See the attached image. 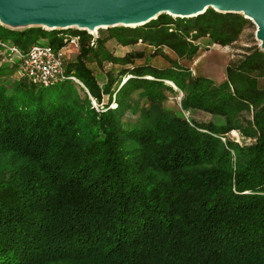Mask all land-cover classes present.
Returning a JSON list of instances; mask_svg holds the SVG:
<instances>
[{"label":"trees","instance_id":"1","mask_svg":"<svg viewBox=\"0 0 264 264\" xmlns=\"http://www.w3.org/2000/svg\"><path fill=\"white\" fill-rule=\"evenodd\" d=\"M243 20L208 8L109 31L127 43L146 28V40L171 41L192 59L200 49L194 41L209 35L229 44ZM0 29L1 39L23 48L37 33L57 48L66 44L64 30ZM74 35L81 49L67 76L89 93L69 77L48 86L30 79L0 85V264H264V89L252 75L264 69V51L228 65L220 83L172 58L163 68L110 70L100 82L87 61H134L104 51V39L91 45L87 30ZM168 81L183 92L184 110L225 121H194L165 108ZM137 91L147 97L143 117L128 127L124 116ZM232 130L255 141L227 138Z\"/></svg>","mask_w":264,"mask_h":264},{"label":"rangeland","instance_id":"2","mask_svg":"<svg viewBox=\"0 0 264 264\" xmlns=\"http://www.w3.org/2000/svg\"><path fill=\"white\" fill-rule=\"evenodd\" d=\"M233 14L239 15L242 20H245L244 25L240 27L234 39L229 44L223 45L221 43H213L211 40V36L209 35L202 36L194 41L199 44L200 49L192 59L180 56L169 45L171 41L155 44L151 43L149 40H146L145 36L143 35L144 31L147 30L146 28L141 29L142 31H137V39H133L132 41L125 43L120 41V39H118L117 37L111 36L109 27H96L95 30L87 27V32L92 35L91 45H94L97 39H104V51H108L110 54H113L117 58L130 56L131 60L134 61V63L122 65L120 63L109 61L107 59L103 60L102 64L98 63L97 60H89L87 61V66L92 70L93 74L98 78L100 82H104L107 79L106 74L110 70L118 73V71L123 68H131L135 65L145 63H150L154 66L163 68L172 65L170 58L175 59L182 64L189 65L192 69H195V62L197 61V59H202L203 62L199 75L209 76L216 83H220L227 78L228 65L238 64L245 58L246 55L253 53L258 48L264 51V41L260 37V28L257 21L254 18L250 17L246 11L235 12ZM172 16L173 18L179 17L175 15ZM230 20L233 21L234 16ZM143 25L144 24L128 27L137 28L142 27ZM1 26L11 27L14 30H22L24 28H27L29 26V23H26L23 20H12L0 17V27ZM76 28L77 26H74L70 29H65L63 32L65 36H70L72 35V31H74ZM171 28H177V24H172ZM88 30L93 31L90 32ZM181 30L184 31L186 30V28H182ZM190 32L191 34L195 33L193 28L190 29ZM37 34L38 40H36L35 43L41 41L49 42V39L47 37H44L42 33ZM191 36L192 35H190V37ZM6 44L8 46L14 44L12 38L7 40H3L0 38V85L11 87L13 84H15V82L27 81L28 78L22 75L21 62L17 59L14 51L10 50V48L7 47ZM32 44H28L25 48H21L28 49ZM80 49V44L79 46H75L73 44L68 45V47L64 50L67 56V63H70L71 61L77 59V55L79 54ZM252 75L257 79L258 87L264 89V69L262 68L254 70L252 72ZM130 76L131 75H129L128 77ZM69 78V80H71V82L73 83L74 89L80 91V93L82 94L83 90L89 93L84 83L75 75L72 74V76H70ZM125 79L126 78H124L123 80ZM167 83L172 86L173 89H164V92L168 96L167 99H165L163 102L165 108L172 109L178 114L188 119L190 118L194 121H212L214 123H221L225 121L224 117L213 115L202 110H184L182 108V99L184 96L183 92L172 81H168ZM139 92L140 91L134 92L133 100H128V103L132 106L130 110H127L124 116V121L126 123V126L128 127H133L134 125L138 124V122H141L140 120L143 117L142 110L147 97L140 94ZM90 98L93 106L97 109L101 108L104 104V102H97V100L91 96ZM105 101H108V97L106 96ZM112 106H117L115 96L112 100ZM245 114L248 118H252L253 110L250 112H245ZM226 137L235 140L240 144H249L255 141L254 138L243 137L241 132L238 130L230 131L229 133H227ZM223 140L225 141L226 138L223 137Z\"/></svg>","mask_w":264,"mask_h":264},{"label":"water","instance_id":"3","mask_svg":"<svg viewBox=\"0 0 264 264\" xmlns=\"http://www.w3.org/2000/svg\"><path fill=\"white\" fill-rule=\"evenodd\" d=\"M210 7L222 13L246 11L264 41V0H0V17L23 20L28 27L95 30L146 24L162 13L193 17Z\"/></svg>","mask_w":264,"mask_h":264},{"label":"built area","instance_id":"4","mask_svg":"<svg viewBox=\"0 0 264 264\" xmlns=\"http://www.w3.org/2000/svg\"><path fill=\"white\" fill-rule=\"evenodd\" d=\"M66 44L57 48L50 42L41 41L22 49L12 44L7 47L14 51L21 62V73L31 81L43 85H52L65 80L67 76V56L65 49L70 44L79 46L80 35L67 36Z\"/></svg>","mask_w":264,"mask_h":264},{"label":"crops","instance_id":"5","mask_svg":"<svg viewBox=\"0 0 264 264\" xmlns=\"http://www.w3.org/2000/svg\"><path fill=\"white\" fill-rule=\"evenodd\" d=\"M74 45V44H73ZM76 46V45H75ZM202 62H203V60L202 59H197V61L195 62V69H192L193 70V73L195 74V75H199V72H200V70H201V65H202ZM209 77V76H208ZM211 78V77H210ZM224 81V80H223Z\"/></svg>","mask_w":264,"mask_h":264},{"label":"bare ground","instance_id":"6","mask_svg":"<svg viewBox=\"0 0 264 264\" xmlns=\"http://www.w3.org/2000/svg\"><path fill=\"white\" fill-rule=\"evenodd\" d=\"M133 25H135V24H133Z\"/></svg>","mask_w":264,"mask_h":264}]
</instances>
